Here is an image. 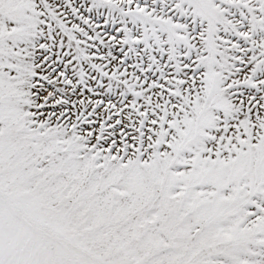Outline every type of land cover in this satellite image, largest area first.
I'll use <instances>...</instances> for the list:
<instances>
[{
  "label": "snow or ice",
  "instance_id": "1",
  "mask_svg": "<svg viewBox=\"0 0 264 264\" xmlns=\"http://www.w3.org/2000/svg\"><path fill=\"white\" fill-rule=\"evenodd\" d=\"M0 264H264V0H0Z\"/></svg>",
  "mask_w": 264,
  "mask_h": 264
}]
</instances>
